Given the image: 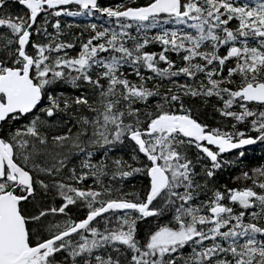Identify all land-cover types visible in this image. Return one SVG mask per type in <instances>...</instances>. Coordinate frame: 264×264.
I'll return each instance as SVG.
<instances>
[{
    "label": "snow or ice",
    "instance_id": "6c2138e0",
    "mask_svg": "<svg viewBox=\"0 0 264 264\" xmlns=\"http://www.w3.org/2000/svg\"><path fill=\"white\" fill-rule=\"evenodd\" d=\"M258 141L264 0H0V264H264Z\"/></svg>",
    "mask_w": 264,
    "mask_h": 264
},
{
    "label": "trees",
    "instance_id": "16d2710c",
    "mask_svg": "<svg viewBox=\"0 0 264 264\" xmlns=\"http://www.w3.org/2000/svg\"><path fill=\"white\" fill-rule=\"evenodd\" d=\"M100 2L105 6H114L117 3L126 2V0H100ZM139 2L143 3V0H139ZM242 2H245V0H242ZM61 19L64 23H71L73 25L76 24L84 25L88 23H97V24L103 23L102 20H98L95 17L92 18L62 17ZM71 31L78 34L81 31V29L73 27ZM150 50L158 51L159 47L154 46L151 47ZM62 88L68 92L72 91V89L67 85H63ZM200 118L210 125L216 124L217 121L220 119L218 117V114L214 113L210 107L207 109H201ZM239 127L241 130L246 131L247 133V130L244 128L243 125H239ZM250 134L253 136L256 135L255 133H250ZM127 151L128 150L125 149L123 153L118 152L116 153V155H123L124 158L127 159ZM244 151L246 158L243 160V163H239L238 161L240 158L238 156L236 157V155L233 154H231V156L227 158V160L234 161L235 163L225 164L224 167L217 172L215 179L217 181L218 186L221 184L228 185L229 187L236 186L238 182L236 181L235 178L239 176L243 171H247L250 170L251 168L264 165V145L262 143H260L259 145H253L252 147H249ZM143 186H144L143 177L139 175H133L123 182V188L124 191L126 192L140 193L143 189ZM72 214L74 218H79V216L82 215V212L78 213L77 210L73 208ZM156 223L157 222L153 223L151 221H141L138 224V231L140 235H145L149 229L155 227Z\"/></svg>",
    "mask_w": 264,
    "mask_h": 264
},
{
    "label": "flooded vegetation",
    "instance_id": "af4514ba",
    "mask_svg": "<svg viewBox=\"0 0 264 264\" xmlns=\"http://www.w3.org/2000/svg\"><path fill=\"white\" fill-rule=\"evenodd\" d=\"M230 185V184H229Z\"/></svg>",
    "mask_w": 264,
    "mask_h": 264
}]
</instances>
